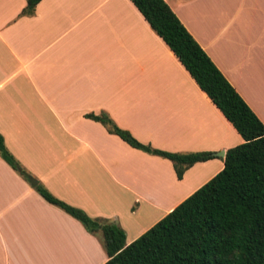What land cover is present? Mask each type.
Returning <instances> with one entry per match:
<instances>
[{
  "label": "crops",
  "instance_id": "obj_1",
  "mask_svg": "<svg viewBox=\"0 0 264 264\" xmlns=\"http://www.w3.org/2000/svg\"><path fill=\"white\" fill-rule=\"evenodd\" d=\"M264 127V0H163ZM0 0V136L50 195L127 244L242 142L129 0ZM87 114L152 148L210 151L176 178ZM221 151V155L216 152ZM96 234L0 158V264H102Z\"/></svg>",
  "mask_w": 264,
  "mask_h": 264
},
{
  "label": "trees",
  "instance_id": "obj_2",
  "mask_svg": "<svg viewBox=\"0 0 264 264\" xmlns=\"http://www.w3.org/2000/svg\"><path fill=\"white\" fill-rule=\"evenodd\" d=\"M31 13L38 0H24ZM162 40L242 142L224 150L222 167L129 243L123 231L105 219L32 188L46 202L96 234L107 259L102 264H264V127L226 81L163 0H129ZM128 146L168 160L175 177L210 151L176 153L152 148L115 126L106 115L87 114ZM0 158L25 180L29 177L5 149Z\"/></svg>",
  "mask_w": 264,
  "mask_h": 264
},
{
  "label": "water",
  "instance_id": "obj_3",
  "mask_svg": "<svg viewBox=\"0 0 264 264\" xmlns=\"http://www.w3.org/2000/svg\"><path fill=\"white\" fill-rule=\"evenodd\" d=\"M216 154H217V155H221L222 152H221V151H218V152H216ZM27 179H28V182H29L31 185H34V184L36 183L35 180L32 179V178H30V177H28Z\"/></svg>",
  "mask_w": 264,
  "mask_h": 264
}]
</instances>
